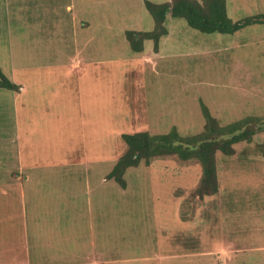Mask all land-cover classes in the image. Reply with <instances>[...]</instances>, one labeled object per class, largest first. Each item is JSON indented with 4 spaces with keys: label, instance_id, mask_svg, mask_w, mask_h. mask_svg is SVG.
Here are the masks:
<instances>
[{
    "label": "rangeland",
    "instance_id": "1",
    "mask_svg": "<svg viewBox=\"0 0 264 264\" xmlns=\"http://www.w3.org/2000/svg\"><path fill=\"white\" fill-rule=\"evenodd\" d=\"M145 1L172 0H0V68L21 86L0 89V264H264V133L219 154L205 200L199 165L106 179L123 133L198 134L201 101L223 126L264 125V25L203 34L168 15L158 52L135 53L126 32L155 27ZM227 8L237 21L264 0Z\"/></svg>",
    "mask_w": 264,
    "mask_h": 264
},
{
    "label": "trees",
    "instance_id": "2",
    "mask_svg": "<svg viewBox=\"0 0 264 264\" xmlns=\"http://www.w3.org/2000/svg\"><path fill=\"white\" fill-rule=\"evenodd\" d=\"M145 7L153 17L155 27L150 32H126L127 41L135 53L144 51V42L147 40L154 42V49L158 52L161 39L169 34L166 26L168 15L185 20L191 29L203 34H235L250 26L264 25V13L234 21L228 14L227 0H172L163 4L145 1ZM20 88L0 68V89L19 92ZM200 105L205 126L198 134L183 136L177 127L165 134H151L148 131L123 133L120 136L123 144L121 155L106 179L127 189L125 175L130 168L141 164L150 166L159 160H175L181 165L201 167V177L192 190V198L205 200L218 195L219 154L234 156L237 146L251 144L258 135L264 133V125L258 117H247L223 126L203 101ZM185 204L189 211H181L184 221L190 220V214H194L198 208V205L186 201Z\"/></svg>",
    "mask_w": 264,
    "mask_h": 264
},
{
    "label": "crops",
    "instance_id": "3",
    "mask_svg": "<svg viewBox=\"0 0 264 264\" xmlns=\"http://www.w3.org/2000/svg\"><path fill=\"white\" fill-rule=\"evenodd\" d=\"M68 8H72V6H69ZM82 24H84V23H82ZM83 26V28L85 27L84 25H82Z\"/></svg>",
    "mask_w": 264,
    "mask_h": 264
},
{
    "label": "water",
    "instance_id": "4",
    "mask_svg": "<svg viewBox=\"0 0 264 264\" xmlns=\"http://www.w3.org/2000/svg\"><path fill=\"white\" fill-rule=\"evenodd\" d=\"M171 10L168 11V13H170Z\"/></svg>",
    "mask_w": 264,
    "mask_h": 264
}]
</instances>
